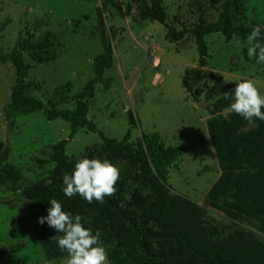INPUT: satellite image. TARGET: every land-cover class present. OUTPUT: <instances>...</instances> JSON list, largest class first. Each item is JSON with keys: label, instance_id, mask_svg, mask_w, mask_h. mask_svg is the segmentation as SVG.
Wrapping results in <instances>:
<instances>
[{"label": "rangeland", "instance_id": "374dc122", "mask_svg": "<svg viewBox=\"0 0 264 264\" xmlns=\"http://www.w3.org/2000/svg\"><path fill=\"white\" fill-rule=\"evenodd\" d=\"M105 0H0V47L6 51L23 42L43 43L34 54L23 52L29 66L25 94L41 99L59 110L71 108L73 95L93 77V58L102 53L100 31L96 26L97 9ZM123 9L132 0H115ZM149 0H146L148 2ZM224 0H163L166 23L179 30L191 29L202 19H217ZM132 14L120 16L107 4L103 14L110 38L113 64L103 77L109 88L98 84L94 97L87 100L88 119L108 137L121 139L130 128L128 111L136 125L131 139L141 134L158 133L165 146H178L182 155L175 167L163 175L171 193L179 194L204 208L202 226L210 239H224L236 231H245L264 239L263 218L244 217L231 220L213 209L207 193L220 172L207 134L205 121L211 110L227 116L234 102L236 84L251 80L264 96V62L249 58L248 42L226 41L220 34L205 38L209 58L200 74L189 78L191 92L182 86L185 70L195 68L197 51L190 35L179 42L166 39V28L157 22L141 21L133 5ZM235 25L264 28V0H236L229 8ZM110 36V35H109ZM14 71L10 64L0 65V141L11 149L9 163L18 172L16 183L0 184V264H68V254L46 257L36 233L38 223L29 211L37 200L26 196L34 182H49L53 167V145L66 139L69 125L61 119L47 121L40 112L17 116L13 128L5 120L4 106L9 102ZM224 93H228L226 97ZM85 149L94 158L105 160L99 138L80 129L66 147L65 154L79 157ZM120 170L119 181L126 185L120 193L123 206L140 211L132 202L137 191L148 196L150 190L133 183L137 168L126 161L112 163ZM83 224L90 223V213L83 212ZM61 235L55 232L54 236ZM108 252L114 242L100 239Z\"/></svg>", "mask_w": 264, "mask_h": 264}, {"label": "trees", "instance_id": "16d2710c", "mask_svg": "<svg viewBox=\"0 0 264 264\" xmlns=\"http://www.w3.org/2000/svg\"><path fill=\"white\" fill-rule=\"evenodd\" d=\"M138 3L142 5L137 10L139 19L164 26L165 37L170 42H179L187 35L192 38L197 62L195 68L185 70L181 82L188 93L191 92L189 78L198 76L209 58L207 36L220 34L226 41L236 37L244 43L253 30L233 23L229 8L236 0H224L216 20L206 22L198 19L193 28L179 30L166 23L163 0H132L124 9L115 0H105L97 9L96 26L100 31L102 53L93 58L94 75L84 83L81 91L73 95V106L61 110L25 94L29 66L24 63L23 52L34 54L44 49L45 44L25 41L11 51L0 47V65L10 64L14 71L9 102L3 108L9 128H13L17 116L40 112L47 121L61 119L70 129L66 139L53 145L49 182H34L26 189V196L37 200L29 216L31 221L38 223L35 230L44 254L46 257L67 254L59 251L56 239H51L56 230L46 222L43 225L39 223L40 217L47 216L50 201L56 199L64 211L73 216L82 217L86 211L90 213V223L85 227L92 229L93 234L98 232L100 239L114 242L113 248L107 252L110 264H264L263 238L245 231H236L224 239L207 238L202 226L204 208L184 196L171 193L163 173L178 163L182 155L180 147L165 146L158 133H143L132 140L131 129L136 122L131 111L127 113L130 128L121 139L106 136L87 117V100L94 97L95 86L102 84L104 89H108L111 81L103 77L104 71L113 64L110 38L115 37L112 27L107 28L110 36L106 34L103 18L106 6L110 4L120 16L128 17L132 14L133 5ZM5 25L0 26V31ZM259 42L264 43V28ZM205 125L220 172L207 193L206 203L211 199L224 201V205L210 206L231 220L244 217L264 219V121L254 119L249 122L233 111L223 116L211 110ZM80 129L98 136L106 160L111 163L126 161L137 168L133 183L150 190L148 196L137 191L132 194V202L140 206V211L120 202L125 181L117 182L115 196L106 197L103 204L96 201L88 203L79 195L68 198L64 194L63 176L71 174L78 160L94 158L89 149L77 158L65 154L67 143ZM10 152L8 142L0 141V184H14L19 179L18 172L8 161ZM261 231L264 234V226ZM17 264L27 263L18 261Z\"/></svg>", "mask_w": 264, "mask_h": 264}, {"label": "clouds", "instance_id": "9594fccd", "mask_svg": "<svg viewBox=\"0 0 264 264\" xmlns=\"http://www.w3.org/2000/svg\"><path fill=\"white\" fill-rule=\"evenodd\" d=\"M261 29L255 27L247 37L249 58L257 57V63L264 62V43H260ZM236 39V37H234ZM227 97L228 93H224ZM234 102L231 110L252 122L254 119L264 121V96L251 80L236 84L233 91ZM120 179V170L108 160L82 158L78 160L71 174L63 176V191L68 198L79 195L88 203L96 201L103 204L106 197H113L117 192L116 184ZM47 216L39 218L41 225L47 223L61 235L51 239L57 240L60 252H67L68 264H110L99 233L82 223L83 217L73 216L64 211L63 205L56 199L50 201Z\"/></svg>", "mask_w": 264, "mask_h": 264}]
</instances>
